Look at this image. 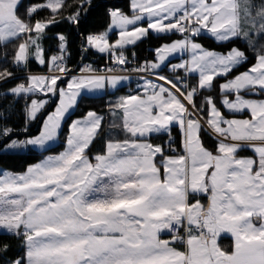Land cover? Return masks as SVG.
Wrapping results in <instances>:
<instances>
[{
	"label": "snow or ice",
	"instance_id": "snow-or-ice-1",
	"mask_svg": "<svg viewBox=\"0 0 264 264\" xmlns=\"http://www.w3.org/2000/svg\"><path fill=\"white\" fill-rule=\"evenodd\" d=\"M0 236V264H264V0H0Z\"/></svg>",
	"mask_w": 264,
	"mask_h": 264
},
{
	"label": "trees",
	"instance_id": "trees-1",
	"mask_svg": "<svg viewBox=\"0 0 264 264\" xmlns=\"http://www.w3.org/2000/svg\"><path fill=\"white\" fill-rule=\"evenodd\" d=\"M123 2L126 3V0H123ZM90 23L94 24L97 28L102 27L105 23H106V18L103 15V10H99L96 13H93L91 19H90ZM205 43L206 46L210 47V48H214L216 47V45L211 41V40H205L203 41ZM149 46L145 45L142 46V48L140 49V54L142 55H147L148 53L144 50L145 48H147ZM78 57L76 55V48L75 45L73 46V61L72 63L74 64L77 61ZM90 60L95 61L96 63H103L102 61L98 60L96 57H90ZM33 68L35 69L36 66L33 65ZM95 106V105H93ZM35 130V128H33V131ZM4 167L7 168H11V169H20L24 166V161H21L19 159H9L6 163V165H3ZM8 238L6 236H0V242H3L5 240H7ZM223 244L227 245L228 243H230L229 240L225 239L222 241Z\"/></svg>",
	"mask_w": 264,
	"mask_h": 264
},
{
	"label": "water",
	"instance_id": "water-1",
	"mask_svg": "<svg viewBox=\"0 0 264 264\" xmlns=\"http://www.w3.org/2000/svg\"><path fill=\"white\" fill-rule=\"evenodd\" d=\"M34 131H36V129Z\"/></svg>",
	"mask_w": 264,
	"mask_h": 264
}]
</instances>
